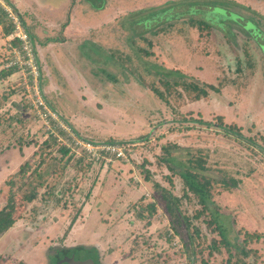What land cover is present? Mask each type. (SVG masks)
Segmentation results:
<instances>
[{
  "label": "rangeland",
  "instance_id": "obj_1",
  "mask_svg": "<svg viewBox=\"0 0 264 264\" xmlns=\"http://www.w3.org/2000/svg\"><path fill=\"white\" fill-rule=\"evenodd\" d=\"M8 1L34 54L31 66L22 58L0 78V208L6 180L23 161H38L48 130L73 154L63 169L45 160L36 177L43 184L31 183L32 201L15 190V222L0 232V264H54L59 248L75 245L93 247L99 264H187L178 235L166 238L170 217L155 182L181 197L198 225L205 249L195 264H233L240 248L256 250L241 254L246 264H264V33L210 9L239 10L264 32V0ZM4 5L11 6L0 0L9 25ZM211 15L202 31L199 21ZM12 32L0 24V71L13 60ZM164 80L176 82L166 100L152 90H163ZM189 82L206 94L196 99ZM38 95L44 106L36 105ZM218 122L234 123L256 144ZM165 146L180 160L203 157L211 177L236 181L221 188L213 180L208 204L231 243L227 263L223 246L207 248L220 238L207 209L182 197L181 178L160 162ZM139 199L156 205L149 223L135 216ZM244 232L262 236L245 243ZM76 255L67 254L68 264L82 260Z\"/></svg>",
  "mask_w": 264,
  "mask_h": 264
},
{
  "label": "trees",
  "instance_id": "obj_2",
  "mask_svg": "<svg viewBox=\"0 0 264 264\" xmlns=\"http://www.w3.org/2000/svg\"><path fill=\"white\" fill-rule=\"evenodd\" d=\"M11 10L18 14L16 7L13 3L9 2ZM211 7L210 9H212ZM214 9H219L221 13L223 9L221 7H215ZM248 9V8H246ZM0 8V24L2 26V30L4 33H9L12 30V26L7 24L5 20V13ZM179 12L178 14H181ZM223 13V12H222ZM228 16V15H227ZM208 17V15H207ZM248 18L244 19V24L246 23V26L252 29H255L256 31H260L263 35V31L259 28L257 25V20L251 18V16H247ZM223 18V17H222ZM209 19V20H208ZM210 19L213 21V17L211 15L210 18H207V20L199 21L200 25L199 28L203 31L205 28L209 27ZM242 24V26L244 25ZM244 29L246 32H249L247 28L244 26ZM63 39V37L61 38ZM14 44H18L17 40H13ZM17 70L15 65H10L6 68H2L0 71V78H5L9 74H12ZM161 84L163 86V90L158 89L156 87H152V90L154 93L160 97L163 100H166L165 97V91L171 92L173 89V86L176 84V82L170 83L169 80L161 81ZM189 87L191 86L193 89H195L197 92L195 94V98H200L201 95L206 94L205 90L203 88H199L195 83L189 82ZM210 88L211 85H207ZM199 120V119H197ZM200 121V120H199ZM208 123L207 121H205ZM217 125L220 127L226 129L229 133H232L236 137L245 139L246 142L254 145L256 142L252 140L250 137H245L242 132H240L238 129H236L234 126V123H230L228 125L222 124L221 122H218ZM47 137L43 139L38 145L37 150H39V159L35 164H31L30 161L27 159L20 163L18 165V168L16 171H14L12 174H10L9 178L6 180V185L8 186V192L6 193L7 199L5 204L0 208V232H3L10 228V226L13 225L15 222L14 218V211H15V190L21 191L22 198L26 202L32 201L36 195L37 190L34 184H31L34 182L35 179L38 180V182L42 185L43 179L36 178L41 175L40 173V167L45 162L46 159L51 158L54 159L59 163L60 168H64L67 161H69L72 158V154L70 152L71 147L67 144H62L57 141L56 134H53L52 130L47 131ZM61 134H63V131H59ZM244 140V141H245ZM113 143L114 141H109ZM255 142V143H254ZM56 145L55 149L52 147ZM163 150L165 151V154L161 156L160 162H163L172 173L178 175L181 178L182 181V197L189 198L190 195L197 198L199 203L202 205V209H207V214H209V219L207 221V224L210 225L213 223L214 228L217 230V232L220 235V238L218 240H212L209 245H207L210 249V251L214 250L219 252L221 246L224 247L225 251L229 254L228 259L226 263L229 261V257L231 255V243L229 242L226 233L225 228L223 226V222L221 219L215 214L210 212L208 210V204L211 202V189H212V181H218L221 188H229L232 187L233 184H235V180L232 178H226L221 177L220 179L216 177H211L206 174L205 169V163L206 160L198 156L196 159L187 158L185 160H180L175 158L171 154V150L167 148V146L163 147ZM55 151L56 154H59L58 156L53 153ZM79 160V159H78ZM77 160V161H78ZM75 168L79 169L82 167L81 164H78L77 166H74ZM146 178L148 176V171L146 170ZM170 179V176L167 177ZM154 183V182H153ZM218 184V185H219ZM27 185V188L25 189ZM154 187L159 190V196L163 200L164 203V209L165 212L168 213L170 220H169V226L172 230L171 234L169 233V236H167V239H170L173 235H178L180 238V242L182 244V249L184 254L186 255L187 264H195L198 258L201 259L200 253L205 249L204 240H200V230L198 228V225H195L192 223L191 218L186 215L181 205V197L173 194L170 190L161 187L156 182L154 183ZM14 189V190H13ZM51 190V189H50ZM50 190H48L46 193L50 195ZM141 199V198H140ZM139 199V200H140ZM134 207V213L135 216L138 217V219H144L146 223H149V217L151 214L156 210V205L154 203H151L150 201L147 203H143L142 200L136 201L133 205ZM199 214V213H198ZM198 214L195 215V217L198 216ZM76 220V216H73L71 221L69 222L68 226L66 227V233L70 230L73 223ZM244 238L243 242H248L253 239H259L262 236V233L260 232H244L243 233ZM83 250L85 252V255L82 258H78L76 255L78 251ZM93 247H86L83 245H75V246H62L59 248L54 257V264H68L69 263V257L67 254L71 253V255H76L77 259L86 260V264H99L95 257ZM249 252H252L254 255L256 254V250H252L250 248H240L239 252L234 253L236 256V259L234 260L233 264H246L244 259L241 256L249 254ZM199 254V255H198ZM68 257L69 259H67ZM200 264H207L205 260H201ZM223 264V263H219Z\"/></svg>",
  "mask_w": 264,
  "mask_h": 264
},
{
  "label": "built area",
  "instance_id": "obj_3",
  "mask_svg": "<svg viewBox=\"0 0 264 264\" xmlns=\"http://www.w3.org/2000/svg\"><path fill=\"white\" fill-rule=\"evenodd\" d=\"M7 18L12 24V34L10 36V40H17L18 44L14 45L13 41H9L8 45L13 52V60L9 61V65H17V67L22 66V58L25 60V63L28 65H32L33 62V46L28 37L27 32L23 28L21 24V20L17 13L12 11L9 7H5ZM36 105L44 106V102L40 99V96H36Z\"/></svg>",
  "mask_w": 264,
  "mask_h": 264
},
{
  "label": "flooded vegetation",
  "instance_id": "obj_4",
  "mask_svg": "<svg viewBox=\"0 0 264 264\" xmlns=\"http://www.w3.org/2000/svg\"><path fill=\"white\" fill-rule=\"evenodd\" d=\"M213 8H215V7H221V6H216V5H213L212 6ZM222 9H223V13H225V14H221V13H217V15H219L220 17H225V18H228V19H231V20H233V21H235V22H239L240 24H242V21H243V17H244V15L243 14H241L240 12H239V10L238 11H232L231 9H229V10H225L223 7H221ZM245 8H247V7H245ZM231 14H233L234 16H237V17H239V19H236L235 17H234V19H232L231 17H230V15ZM228 15V16H227ZM241 18V19H240Z\"/></svg>",
  "mask_w": 264,
  "mask_h": 264
},
{
  "label": "water",
  "instance_id": "obj_5",
  "mask_svg": "<svg viewBox=\"0 0 264 264\" xmlns=\"http://www.w3.org/2000/svg\"><path fill=\"white\" fill-rule=\"evenodd\" d=\"M71 259H69L70 261ZM87 260H77V262L75 264H86L88 262H86Z\"/></svg>",
  "mask_w": 264,
  "mask_h": 264
}]
</instances>
